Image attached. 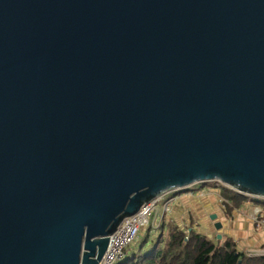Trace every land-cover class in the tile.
I'll return each mask as SVG.
<instances>
[{"label":"water","instance_id":"95a60500","mask_svg":"<svg viewBox=\"0 0 264 264\" xmlns=\"http://www.w3.org/2000/svg\"><path fill=\"white\" fill-rule=\"evenodd\" d=\"M207 182L264 200V0H0V264Z\"/></svg>","mask_w":264,"mask_h":264},{"label":"trees","instance_id":"16d2710c","mask_svg":"<svg viewBox=\"0 0 264 264\" xmlns=\"http://www.w3.org/2000/svg\"><path fill=\"white\" fill-rule=\"evenodd\" d=\"M201 186L216 188L224 203L234 208L241 207L244 202L259 203L261 207L257 209L261 213L260 219L264 220V200L241 196L217 182H207L200 184ZM198 189L199 187L192 186L182 192H200ZM176 193L179 192L170 194ZM162 232L166 234L162 235ZM148 233H145L137 245L129 248L124 259L117 264H264V256H249L239 252L236 244L229 238L215 244L193 229H188V233H184L165 216L157 237ZM262 248L264 249V246Z\"/></svg>","mask_w":264,"mask_h":264},{"label":"crops","instance_id":"0c3cea01","mask_svg":"<svg viewBox=\"0 0 264 264\" xmlns=\"http://www.w3.org/2000/svg\"><path fill=\"white\" fill-rule=\"evenodd\" d=\"M212 195L217 194L210 190ZM204 194H196L194 196L183 195L182 197L175 198L170 205L169 212L167 215L171 217L175 214L176 223L179 226L188 227L192 224L194 229L201 232L200 234L205 235L209 239V235L205 231H209L210 235L215 234V239L217 240V235L226 237L232 240L237 246L239 252H244L250 248H259L264 246V232H260V228L251 222V214L242 211L243 206L239 208H234L230 204L220 205L217 201L213 199V196L203 197ZM167 195L162 196L159 200H166ZM198 201L202 202L203 207L206 209V218L199 219L194 217V212L191 209L189 202ZM227 207L229 210H227ZM255 210H258L257 208ZM254 210V211H255ZM259 211V210H258ZM211 216H215L212 220ZM209 219V221H207ZM218 225V228L216 227ZM256 226V227H255ZM257 228V229H256ZM259 229V230H258ZM257 230V232H256ZM218 241V240H217ZM132 248V247H130Z\"/></svg>","mask_w":264,"mask_h":264},{"label":"rangeland","instance_id":"374dc122","mask_svg":"<svg viewBox=\"0 0 264 264\" xmlns=\"http://www.w3.org/2000/svg\"><path fill=\"white\" fill-rule=\"evenodd\" d=\"M194 186L199 187L198 190H201V191L200 192L199 191L198 192L197 191L196 192L193 191L191 193H183L182 191H179V193H176V194H170V195L168 194L167 195L168 198H166V200H164V202H163V199L162 200H158V209H157L158 210V213L155 214V216L153 218H151V223L155 221L154 222V225L151 226L149 229L148 228H143L141 230V232H140V235L138 237V240L136 241V243L133 246L137 245V243L139 242V240H141L144 237L145 233H147V232H149L148 234H152L151 236H155V238L157 237V235L159 234V231L161 230V222H162V219H163L164 216L166 217L167 212H169V209H170L169 207L171 205V202L175 198L182 197L183 195H188V194L190 196H194L196 194H199V195L204 194L203 197L213 196V199L215 201H217L220 205L221 204L222 205L225 204L224 201H223V199H222V196L217 193V189L216 188L210 189L207 186H201L200 187V184H196ZM210 190H212L213 192H215L217 194L212 195V193H207V192H210ZM202 203H203V201L202 202L201 201L200 202H198V201L189 202V204L191 205V209L194 212V215H195L194 217L199 218V219H203L204 218L203 221H205V219H207L206 218L207 217L206 216V212H205L206 209L203 207ZM241 205L243 206L242 211H245L246 213L251 214V217H250L251 222H253L255 219L257 220V219H260L261 218L260 217L261 216L260 215L261 214L260 211L255 210L256 208L261 207V205H259V203H256V202H244ZM225 208L227 210H229L227 207H225ZM166 219H169V222L175 223L184 233H188V229H193L195 232L201 233L199 231V228H198V230L194 229V227L192 226V224L189 225L188 227L179 226L176 223L177 222L176 221L177 219H176L175 214L172 217L170 215H167ZM207 221H209V219ZM153 227H154V229H152ZM257 228H260L261 229V230L258 229L260 232H264V228H261V227H257ZM256 232H257V230H256ZM205 233L207 235H209V239L212 242H214L215 244L216 243H219V242H222L225 239H227L226 237H222L220 240L217 241L215 239V234H211L210 235V232L208 230L205 231ZM165 234H166L165 232H162V235H165ZM150 238L152 239V237H150ZM133 246H131V247H133ZM262 247L263 246H261L259 248H250V249H248V250L245 251V254H247V255L249 254L250 255L251 251L252 252H257V251L258 252H261V251L264 250ZM257 257H260V256H257Z\"/></svg>","mask_w":264,"mask_h":264},{"label":"built area","instance_id":"2783aa9c","mask_svg":"<svg viewBox=\"0 0 264 264\" xmlns=\"http://www.w3.org/2000/svg\"><path fill=\"white\" fill-rule=\"evenodd\" d=\"M158 200L159 198L144 204L135 215L125 218L120 223L116 231L109 237L108 248L98 264H117L124 259L126 251L138 240L141 230L149 229L154 225L155 221L151 223V218L158 213ZM254 223L257 227L264 228L263 219H255ZM257 252L251 251L248 255L264 256V250Z\"/></svg>","mask_w":264,"mask_h":264}]
</instances>
